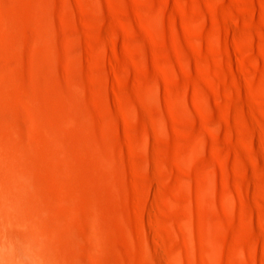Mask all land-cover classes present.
<instances>
[{"label":"rangeland","instance_id":"rangeland-1","mask_svg":"<svg viewBox=\"0 0 264 264\" xmlns=\"http://www.w3.org/2000/svg\"><path fill=\"white\" fill-rule=\"evenodd\" d=\"M58 264H264V0H0V178Z\"/></svg>","mask_w":264,"mask_h":264},{"label":"clouds","instance_id":"clouds-1","mask_svg":"<svg viewBox=\"0 0 264 264\" xmlns=\"http://www.w3.org/2000/svg\"><path fill=\"white\" fill-rule=\"evenodd\" d=\"M29 178H0V264H58L53 237L27 211Z\"/></svg>","mask_w":264,"mask_h":264}]
</instances>
